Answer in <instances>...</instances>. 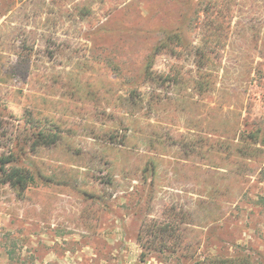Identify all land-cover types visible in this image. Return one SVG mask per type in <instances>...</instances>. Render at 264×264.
<instances>
[{"label": "rangeland", "instance_id": "1", "mask_svg": "<svg viewBox=\"0 0 264 264\" xmlns=\"http://www.w3.org/2000/svg\"><path fill=\"white\" fill-rule=\"evenodd\" d=\"M0 118L35 176L0 185V264L264 262V0H0Z\"/></svg>", "mask_w": 264, "mask_h": 264}, {"label": "trees", "instance_id": "2", "mask_svg": "<svg viewBox=\"0 0 264 264\" xmlns=\"http://www.w3.org/2000/svg\"><path fill=\"white\" fill-rule=\"evenodd\" d=\"M211 4V3H210ZM211 32L209 37L203 44L196 50V56L198 57V65L200 69L208 70L202 71L200 80L196 84V88L199 92L208 90L211 83L210 71V58L217 56L220 48L222 31L219 27L210 26ZM225 39V38H224ZM181 39L177 35H170L165 40L159 43V49L168 50L174 52L179 48ZM156 51V52H157ZM152 64L147 67V77L152 78L153 73L151 71ZM24 123L26 124L29 132L32 149L35 150L39 147H49L57 145L62 138V131L50 121L48 118L34 116L31 112L27 113L24 117ZM5 128L2 119L0 118V140L4 142ZM261 134V129H258L251 138H255ZM7 139V138H6ZM9 141V139H7ZM28 142L18 141L15 143H9L0 145V185H5L9 182L19 192L24 193L30 186L35 184V176L31 170L25 167L22 163L27 149ZM167 228L172 230L171 226ZM161 232H168L167 229H160ZM205 264H264L260 257H255L249 253L238 252L231 258H214L207 261Z\"/></svg>", "mask_w": 264, "mask_h": 264}]
</instances>
